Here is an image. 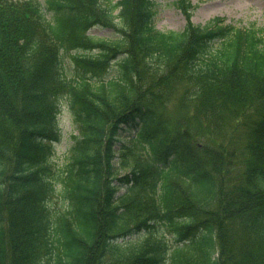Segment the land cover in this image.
<instances>
[{"label":"trees","instance_id":"obj_1","mask_svg":"<svg viewBox=\"0 0 264 264\" xmlns=\"http://www.w3.org/2000/svg\"><path fill=\"white\" fill-rule=\"evenodd\" d=\"M156 7L0 0V264H264V25L160 32ZM70 48L96 84L65 80ZM63 101L78 134L58 167ZM162 229L191 243L169 254Z\"/></svg>","mask_w":264,"mask_h":264},{"label":"rangeland","instance_id":"obj_2","mask_svg":"<svg viewBox=\"0 0 264 264\" xmlns=\"http://www.w3.org/2000/svg\"><path fill=\"white\" fill-rule=\"evenodd\" d=\"M114 1V0H113ZM193 5L191 21L195 24L205 25L215 17L225 18L227 23L237 27H247L252 24L264 25V0H189ZM158 11L155 18V27L162 30H181L189 20L187 15L173 0H158ZM96 35H108L106 28H93ZM64 60H67L64 58ZM65 73L69 79H75V74L66 68ZM172 107V106H171ZM61 138L55 145L52 162L61 164L71 143V133H76L69 115H60ZM117 148V146H115ZM146 156V154H142ZM173 241V239H172ZM220 254L224 257L226 252Z\"/></svg>","mask_w":264,"mask_h":264}]
</instances>
